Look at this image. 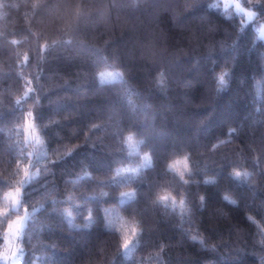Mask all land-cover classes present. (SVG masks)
I'll list each match as a JSON object with an SVG mask.
<instances>
[{
    "label": "trees",
    "instance_id": "1",
    "mask_svg": "<svg viewBox=\"0 0 264 264\" xmlns=\"http://www.w3.org/2000/svg\"><path fill=\"white\" fill-rule=\"evenodd\" d=\"M220 2L0 0V253L27 214L20 264H264V39Z\"/></svg>",
    "mask_w": 264,
    "mask_h": 264
},
{
    "label": "snow or ice",
    "instance_id": "2",
    "mask_svg": "<svg viewBox=\"0 0 264 264\" xmlns=\"http://www.w3.org/2000/svg\"><path fill=\"white\" fill-rule=\"evenodd\" d=\"M261 2H262V0H249V3H261ZM235 6H236L238 11L243 12L244 15H246L248 18H253L255 16L254 12L248 10L247 8L242 7L240 5V3H239V0H236ZM117 75H120V74L119 73H112V72L101 73L100 76H99V82L101 84H104L106 82V78L107 77H114V76H117ZM225 75H227V74H222V75L219 76V83H220L221 86H226V84H227V82L225 80ZM26 131H27V129H26ZM126 142L129 144V146H132V144H133L132 137L131 136L127 137L126 138ZM181 163H183V168L185 170H187L188 165H187L186 161L185 162H181L180 160H177L173 164H171L170 167L174 168L177 172H179L181 178H183L184 172L181 171V169L177 167V165H180ZM117 174H119V171L117 172ZM24 175L27 177V175H28L27 171H25ZM235 175L236 176H240L241 173L239 171H237L235 173ZM184 182L188 183L187 180H185ZM15 191H16V193H19L20 189H16ZM104 195H107V193H104ZM121 195H126V193H121ZM169 198H170V196L168 194H164V195H161L159 197V199L162 200V201H166ZM172 199H173V202H175V198H172ZM225 199H227V197H225ZM203 200H204V197H201V201H203ZM14 202H15V200H14ZM184 203H185V201L183 199H181L180 200V204L183 206ZM25 218L26 217L18 218V221L15 222V228H13V223L14 222L9 221L7 228L4 230V234H3V237H2L3 240L10 246V250L12 248H15V250H11V255L8 256V257H5L3 255V253H0V259L4 260L5 264H7V262L9 260H13L15 257H17L18 253L23 251L18 246L12 244V238L20 236L21 230H22L23 221H24ZM133 234H135V229H133ZM129 243H130V239L129 238H125L124 247L127 248Z\"/></svg>",
    "mask_w": 264,
    "mask_h": 264
},
{
    "label": "rangeland",
    "instance_id": "3",
    "mask_svg": "<svg viewBox=\"0 0 264 264\" xmlns=\"http://www.w3.org/2000/svg\"><path fill=\"white\" fill-rule=\"evenodd\" d=\"M239 3H240V5L242 7L247 8L248 10L254 12L255 13V16L253 18H248L246 15H244L243 12L238 11L237 8H236V6H235L236 0H221L220 5L223 8H230L233 11L237 12L239 15H241L243 22L245 24H250L251 23L255 27V29L257 30L258 36L260 38H263L264 39V19H257V14H258L257 11L254 8H252V7H248V6L244 5L243 2H242V0H239ZM105 72H112V73H119L120 74V75H117V76H114V77H107L106 78V81L113 80V79H116V78H119V77L122 76V72L119 69H106V70H103L101 73H105ZM30 129H32V128H30ZM132 141H133V139H132ZM143 160H144V165H148L149 162H150L149 157L147 155L144 156ZM15 190L16 189H14L13 191H10V193L8 194L10 196L9 198L12 200L11 201L12 204L10 205V207L12 209L19 207V203H20V192L19 193H16ZM14 200H15V202H14ZM20 217H26L24 219V221H23L22 230H21V234H20V236H21L22 235V232H23V226H24V224H25V222L27 220V214L17 216L16 218H14L12 220V222H14L13 223V228H15V222H17L18 221V218H20ZM18 238L19 237L12 238V244L13 245H16L20 249H22L21 245L18 243ZM131 242H132V239L130 238V243H129L128 247L126 248L127 251L132 248L131 247ZM11 250H15V248H12ZM11 250H10V246L6 243L5 244V250L3 252V255L5 257L10 256L11 255ZM23 253H24L23 251L20 252V253H18L17 257H15L13 260H9L7 263L8 264H20L21 263V259L23 258ZM2 261H4V260H2Z\"/></svg>",
    "mask_w": 264,
    "mask_h": 264
}]
</instances>
